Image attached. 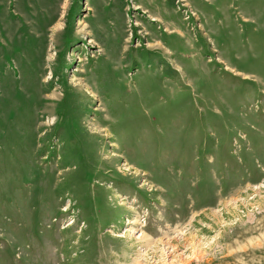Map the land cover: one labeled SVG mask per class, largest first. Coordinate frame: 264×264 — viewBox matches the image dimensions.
I'll return each instance as SVG.
<instances>
[{
	"label": "rangeland",
	"instance_id": "obj_1",
	"mask_svg": "<svg viewBox=\"0 0 264 264\" xmlns=\"http://www.w3.org/2000/svg\"><path fill=\"white\" fill-rule=\"evenodd\" d=\"M0 264H264V0H0Z\"/></svg>",
	"mask_w": 264,
	"mask_h": 264
}]
</instances>
